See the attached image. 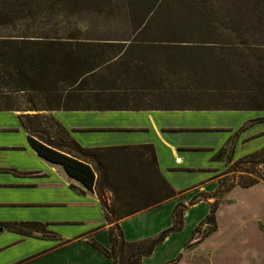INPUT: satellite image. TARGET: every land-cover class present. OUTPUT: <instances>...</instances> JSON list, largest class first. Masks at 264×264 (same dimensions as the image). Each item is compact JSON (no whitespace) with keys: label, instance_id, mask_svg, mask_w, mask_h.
<instances>
[{"label":"trees","instance_id":"1","mask_svg":"<svg viewBox=\"0 0 264 264\" xmlns=\"http://www.w3.org/2000/svg\"><path fill=\"white\" fill-rule=\"evenodd\" d=\"M124 1L130 38L88 41L45 32L50 20H36L81 10L103 13L111 0H0V111L19 112L36 154L95 190L110 240L108 250L96 247L112 264H141L169 233L181 230L186 206L175 205L167 230L138 241H126L118 222L181 192L162 176L152 145L83 148L51 112L264 111V0ZM12 29L16 34L8 33ZM227 147L214 158L230 161ZM241 164L261 173L231 179L222 192L264 180V148L233 163ZM195 198L189 204L206 196ZM216 206L201 223L211 224L209 232L215 230ZM8 227L24 234L45 229L38 223Z\"/></svg>","mask_w":264,"mask_h":264},{"label":"crops","instance_id":"2","mask_svg":"<svg viewBox=\"0 0 264 264\" xmlns=\"http://www.w3.org/2000/svg\"><path fill=\"white\" fill-rule=\"evenodd\" d=\"M218 111L243 110L51 112L83 148L152 145L162 176L181 192L118 222L128 242L154 237L171 227L175 205L186 204L181 230L169 233L141 264H264V180L225 191L216 206L215 230L191 241L209 213L218 173L234 161L232 145L230 161L214 158L229 144L212 135L225 130L216 124L224 114ZM19 115L0 111V264H112L96 247L108 250L110 240L95 190H86L61 166L40 158L28 142ZM193 151L211 152L209 163L198 164L200 157L186 154ZM194 173L207 176L186 186L185 175ZM200 192L208 198L188 205ZM13 223H38L55 237L21 233L8 227ZM58 225L84 227L53 229Z\"/></svg>","mask_w":264,"mask_h":264},{"label":"rangeland","instance_id":"3","mask_svg":"<svg viewBox=\"0 0 264 264\" xmlns=\"http://www.w3.org/2000/svg\"><path fill=\"white\" fill-rule=\"evenodd\" d=\"M110 6V9H109ZM50 18V19H49ZM49 26L44 30L48 33H60L61 37H68L67 35H73L82 40L88 41H102V40H115L122 41L128 40L130 38V31L127 22V12L125 8L124 0H111V5H107L105 7V12L100 13L92 10H81L71 14H55V16L42 15L36 21L37 23L43 21H49ZM37 29V28H36ZM32 28L31 31L36 32L37 30ZM8 33L16 34L15 30H8ZM223 114V119L220 120L217 125H222L225 130L223 131H213L212 135H217L222 137L224 142H229L228 147L233 146V155L232 158L234 161L229 162L227 164V168H225L222 172H219L217 175V181L223 182V187L217 188V190L209 197V200L212 203H218L222 200L224 192L222 190L225 187L230 185L231 179L232 183H236L240 181L242 178L244 180H248L251 178H257V174L255 171L260 170V167L253 169L248 164H241L234 166L233 163L236 159H239L247 154L253 153L259 149L264 148V120L260 121V119L264 116L262 111L255 110H243V111H218ZM118 135V134H114ZM131 135H143L142 133H133ZM223 143V141H222ZM226 148V149H227ZM198 150V149H197ZM201 150V148H200ZM195 157L198 156L200 159L198 160V164H203L207 162L209 159V155L211 152L209 151H193L191 153ZM211 156V155H210ZM197 164V165H198ZM219 164L216 162H211V165ZM196 165V166H197ZM172 168H180L182 166H171ZM173 173L170 171V174ZM173 175H176L174 173ZM203 176H207L202 173H194L185 175V180L183 183L186 186L192 184L196 180H199ZM260 181V179H259ZM105 193V199L110 197L109 192ZM203 194L208 198V194L203 192L198 193L197 195ZM211 195V194H210ZM196 197V195H194ZM192 197L190 200L194 199ZM198 198L200 196H197ZM205 198V199H206ZM195 200H197L195 198ZM190 202V201H189ZM189 202L187 203L188 205ZM183 204V203H181ZM186 206V204H184ZM187 208V207H186ZM185 208V209H186ZM184 209V210H185ZM183 210V211H184ZM67 226L58 225L53 228L56 231H60L61 229H65ZM84 226H73L67 227L72 231L80 230ZM211 228L210 223L200 224L198 225L197 231L194 232V237L191 239L198 241L208 235L209 229ZM28 232H36L40 234L47 233L46 229L43 228H34V229H23ZM180 257V256H179ZM179 257L177 259H179ZM178 261V260H177Z\"/></svg>","mask_w":264,"mask_h":264}]
</instances>
